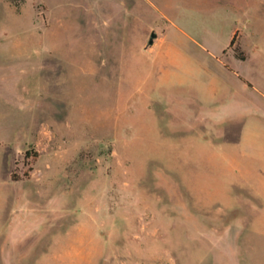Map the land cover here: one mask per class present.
<instances>
[{
    "label": "rangeland",
    "instance_id": "1",
    "mask_svg": "<svg viewBox=\"0 0 264 264\" xmlns=\"http://www.w3.org/2000/svg\"><path fill=\"white\" fill-rule=\"evenodd\" d=\"M231 69L264 95V0H0V264H264L242 119L185 91Z\"/></svg>",
    "mask_w": 264,
    "mask_h": 264
},
{
    "label": "crops",
    "instance_id": "2",
    "mask_svg": "<svg viewBox=\"0 0 264 264\" xmlns=\"http://www.w3.org/2000/svg\"><path fill=\"white\" fill-rule=\"evenodd\" d=\"M163 37L164 33L158 36L161 41ZM240 47L244 52V59L236 57L232 50L230 52L231 59L236 63L242 64L262 56L258 53L260 50L258 48L252 49L254 53L249 55L243 46ZM164 54L169 65L176 62L175 65H177L183 58L182 54L173 49L165 50ZM215 58L217 59L216 56ZM260 67L263 66L261 65ZM233 74L238 81V83L234 84V90L215 86V82L211 81L208 84L205 82L201 83L198 85V89H187L185 91L193 93L201 104L208 108V114L213 117L216 116L219 122L232 123L235 118L240 117L242 120L239 129V139L236 144L240 147L241 155L252 163L264 164V95L260 93L257 87L259 83L257 84L254 79H251L250 71L246 74L243 72L240 75L238 71L233 70ZM253 93L258 94V96ZM222 95H225V97H222ZM219 96L222 97L220 99L222 101L217 107L215 106V100L220 98ZM262 164L259 165L261 167L259 172H264V165Z\"/></svg>",
    "mask_w": 264,
    "mask_h": 264
},
{
    "label": "trees",
    "instance_id": "3",
    "mask_svg": "<svg viewBox=\"0 0 264 264\" xmlns=\"http://www.w3.org/2000/svg\"><path fill=\"white\" fill-rule=\"evenodd\" d=\"M229 48H231L234 52V55L240 59H244V52L241 50L240 46L238 44H235L234 37L231 39ZM30 151L25 152V158H28L30 156ZM36 156V153L33 154ZM18 178L15 175H12V180H17Z\"/></svg>",
    "mask_w": 264,
    "mask_h": 264
},
{
    "label": "water",
    "instance_id": "4",
    "mask_svg": "<svg viewBox=\"0 0 264 264\" xmlns=\"http://www.w3.org/2000/svg\"><path fill=\"white\" fill-rule=\"evenodd\" d=\"M157 34L155 32V30H151L148 39H147V43H146V48L150 47L153 45L154 39L156 38Z\"/></svg>",
    "mask_w": 264,
    "mask_h": 264
}]
</instances>
